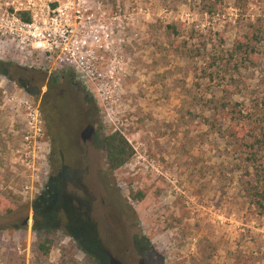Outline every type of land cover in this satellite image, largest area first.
<instances>
[{"label":"rangeland","instance_id":"1","mask_svg":"<svg viewBox=\"0 0 264 264\" xmlns=\"http://www.w3.org/2000/svg\"><path fill=\"white\" fill-rule=\"evenodd\" d=\"M124 1L146 13L127 32L116 87L98 95L78 82L99 135L77 154L65 145L60 170L44 122L43 135L28 120L43 121L48 79L70 75L0 53V264H137L141 253L145 264H264V176L229 136L232 110L264 112V38L252 63L229 58L264 25V0ZM52 106L66 141L74 105ZM112 132L134 154L109 172Z\"/></svg>","mask_w":264,"mask_h":264},{"label":"built area","instance_id":"2","mask_svg":"<svg viewBox=\"0 0 264 264\" xmlns=\"http://www.w3.org/2000/svg\"><path fill=\"white\" fill-rule=\"evenodd\" d=\"M145 13L124 0H0V53L24 66L64 72L105 95L125 68L127 32ZM30 119L44 135L41 118Z\"/></svg>","mask_w":264,"mask_h":264},{"label":"trees","instance_id":"3","mask_svg":"<svg viewBox=\"0 0 264 264\" xmlns=\"http://www.w3.org/2000/svg\"><path fill=\"white\" fill-rule=\"evenodd\" d=\"M251 27V36L243 41L237 40L233 45L229 53L230 59L252 63L253 58L251 55L260 53L257 47L260 39L264 38V25L257 22L256 25L252 24ZM262 77L264 82V72ZM255 107L256 110L258 109L257 112L249 109L245 110V113H242L240 109L236 112L232 110L231 113H235V116L231 115L229 117V120L233 123L231 127L233 132L229 136L236 140L241 151L247 154L248 167L253 168L255 175L260 178L264 176V118L262 116L264 112L262 108H257V105ZM52 130L55 139H57L56 148H59V145L62 144L61 138L56 134L57 129H55V126ZM102 144L109 172H113L126 164L134 154L132 146L119 132L104 135ZM49 161L57 167L62 165L65 160H61L56 149L55 156L50 154ZM258 194L261 199H264V190L259 191ZM135 197L140 200L143 198V194L139 192ZM34 229H37V227L34 226Z\"/></svg>","mask_w":264,"mask_h":264},{"label":"flooded vegetation","instance_id":"4","mask_svg":"<svg viewBox=\"0 0 264 264\" xmlns=\"http://www.w3.org/2000/svg\"><path fill=\"white\" fill-rule=\"evenodd\" d=\"M56 86L59 87L56 88ZM44 87L45 90L42 94L41 104L39 107L41 109L40 112L43 116L44 126L47 131L50 132L51 136L52 148L50 153L52 154V156H55V151L57 149L58 155L60 156L61 160H68L64 157L62 152V148L65 145L74 146L77 154L81 146L94 145L97 142L99 135L97 130V107L95 106V104H93V102L90 101V99L87 98L86 94H83L82 87L72 76H70L69 78L65 76H52V78L48 79L47 84ZM76 96L84 97V103L80 104L75 99ZM67 99H69L74 105V107L70 110H66L68 113H65L63 118V121L66 122L63 126H66L64 130L67 131V139L66 141L61 140L62 144L59 145V148H56L57 139H55L54 131L52 130V128L54 127L52 105L55 102L66 101ZM65 166V164L60 165L59 170L64 168ZM136 263L145 264V261L142 258V253L141 255H139L138 260H136Z\"/></svg>","mask_w":264,"mask_h":264},{"label":"water","instance_id":"5","mask_svg":"<svg viewBox=\"0 0 264 264\" xmlns=\"http://www.w3.org/2000/svg\"><path fill=\"white\" fill-rule=\"evenodd\" d=\"M28 220H29V217L27 216L25 219H24V221H23V225H26L27 223H28Z\"/></svg>","mask_w":264,"mask_h":264}]
</instances>
